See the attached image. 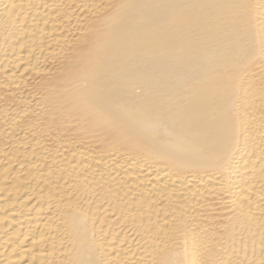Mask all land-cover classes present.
<instances>
[{"label": "bare ground", "instance_id": "bare-ground-1", "mask_svg": "<svg viewBox=\"0 0 264 264\" xmlns=\"http://www.w3.org/2000/svg\"><path fill=\"white\" fill-rule=\"evenodd\" d=\"M0 264H264V0H0Z\"/></svg>", "mask_w": 264, "mask_h": 264}]
</instances>
